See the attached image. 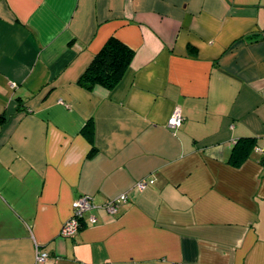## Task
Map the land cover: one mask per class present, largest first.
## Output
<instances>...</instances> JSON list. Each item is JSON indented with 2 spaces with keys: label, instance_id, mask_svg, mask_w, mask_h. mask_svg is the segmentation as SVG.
I'll use <instances>...</instances> for the list:
<instances>
[{
  "label": "crops",
  "instance_id": "obj_1",
  "mask_svg": "<svg viewBox=\"0 0 264 264\" xmlns=\"http://www.w3.org/2000/svg\"><path fill=\"white\" fill-rule=\"evenodd\" d=\"M0 264H264V0H0Z\"/></svg>",
  "mask_w": 264,
  "mask_h": 264
},
{
  "label": "trees",
  "instance_id": "obj_2",
  "mask_svg": "<svg viewBox=\"0 0 264 264\" xmlns=\"http://www.w3.org/2000/svg\"><path fill=\"white\" fill-rule=\"evenodd\" d=\"M133 50L114 36H110L103 43L102 47L94 55L89 65L82 72L78 84L86 89L95 85L110 89L123 76L127 70ZM250 138L241 137L236 141L231 153V163L237 164L239 151L244 152Z\"/></svg>",
  "mask_w": 264,
  "mask_h": 264
},
{
  "label": "built area",
  "instance_id": "obj_3",
  "mask_svg": "<svg viewBox=\"0 0 264 264\" xmlns=\"http://www.w3.org/2000/svg\"><path fill=\"white\" fill-rule=\"evenodd\" d=\"M182 120H183V117L180 111L178 110V108H176L171 114V116L169 117L167 121V126L169 128L176 129L180 127ZM147 182H151V181H146L145 179H142V180L137 181L136 185L138 188H143L145 187ZM126 199H127V196L125 194H121L113 199L107 200L101 205H97L96 207L104 209L109 214H113L117 212L118 202H125ZM94 206L95 205H93V203L90 201L89 196L87 195L78 196L72 203V207H73L72 216L67 221H65L61 227V230H60L61 234L62 235H72L75 232H77L81 227V219L83 216V212L91 209ZM90 222H95V218L91 216ZM48 257H49L48 253L41 251V250H37V254H36L37 262H43Z\"/></svg>",
  "mask_w": 264,
  "mask_h": 264
}]
</instances>
